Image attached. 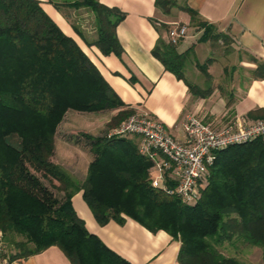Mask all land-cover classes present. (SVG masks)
<instances>
[{
    "label": "trees",
    "instance_id": "1",
    "mask_svg": "<svg viewBox=\"0 0 264 264\" xmlns=\"http://www.w3.org/2000/svg\"><path fill=\"white\" fill-rule=\"evenodd\" d=\"M64 5L89 10L94 40L72 23L88 46L104 56H121L115 30L122 12L97 0ZM64 5L54 4L56 9ZM154 6L163 15L172 9L186 13L191 27L203 30L200 43L228 42L182 1L155 0ZM151 53L166 71L185 80L192 49L179 54L160 38ZM197 66L207 76V63ZM254 76L264 79V62L257 63ZM186 84L197 96L198 89ZM70 110L89 117L112 113L103 136L80 131L91 155L87 159L66 143L64 151L81 164L90 159L80 178L54 160L56 138ZM133 114L40 2L0 0V235L16 250L7 262L55 246L70 264H130L76 215L71 199L81 191L98 225L127 217L151 233L162 230L178 240V264H241L219 251L225 242L259 248L264 264V139L217 152L199 200L187 205L151 185L152 162L139 152V137L109 136ZM166 187L173 189L174 183L167 180Z\"/></svg>",
    "mask_w": 264,
    "mask_h": 264
},
{
    "label": "crops",
    "instance_id": "2",
    "mask_svg": "<svg viewBox=\"0 0 264 264\" xmlns=\"http://www.w3.org/2000/svg\"><path fill=\"white\" fill-rule=\"evenodd\" d=\"M37 1L59 29L77 43L124 104L135 113L147 114L159 121L175 139H184L179 124L185 115H194L214 129H220L237 118H242L247 124L264 120V79L254 76L257 63L264 62V0H179L228 38L229 44L222 59L207 58L203 61V64L207 63V76L199 70L194 57L205 52L203 46L210 43L198 42L202 31H193L189 16L182 11L172 9L169 15H163L156 10L155 0H97L125 15L115 30L123 51L117 57L102 55L75 33L71 16L63 7L56 9L54 6L62 5V1ZM87 15L92 21L90 14ZM172 23L187 26V35L176 45V51L181 54L192 49L183 75L193 64L198 73V86L185 75L184 81L178 80L151 53L158 39L169 41L167 31ZM160 25L167 26V30ZM88 34V41L95 39L93 31ZM186 83L198 89L195 91L197 96L192 94ZM60 142L56 138L54 160L74 178L83 177L90 159L81 164V160L64 151L66 143ZM71 204L87 231L128 263L178 264L180 242L166 232L151 233L127 217L122 223L112 220L100 226L84 202L81 191L72 196ZM0 264L70 262L57 247L52 246L26 259Z\"/></svg>",
    "mask_w": 264,
    "mask_h": 264
},
{
    "label": "built area",
    "instance_id": "3",
    "mask_svg": "<svg viewBox=\"0 0 264 264\" xmlns=\"http://www.w3.org/2000/svg\"><path fill=\"white\" fill-rule=\"evenodd\" d=\"M171 45H178L187 35V26L172 23L167 31ZM183 140L175 139L156 119L147 114L129 116L109 136H137L139 152L152 162L151 185L175 195L191 205L199 200L208 167L215 154L233 146L264 139V120L247 124L242 118L214 129L194 115H185L179 124ZM167 180L174 188L166 187Z\"/></svg>",
    "mask_w": 264,
    "mask_h": 264
},
{
    "label": "rangeland",
    "instance_id": "4",
    "mask_svg": "<svg viewBox=\"0 0 264 264\" xmlns=\"http://www.w3.org/2000/svg\"><path fill=\"white\" fill-rule=\"evenodd\" d=\"M53 1H62L63 5L66 2V0H53ZM64 10L71 16V20L73 23H78L80 25L85 35H89L88 32H92L93 28L89 24L91 20L87 15L89 14V10H87L86 8H82L78 10L79 11L78 12L65 5H64ZM82 20H86V21H82ZM198 30L200 29L194 27L193 31H198ZM209 43L210 44L203 46L205 52H202L198 54V56L194 57V62H197V64L198 63L203 64L204 63L203 61L206 60L207 58H214L216 60L222 59L221 57L225 55L227 51V45L229 43L228 42L225 44H220L219 42H209ZM193 66H194L193 64L189 66L187 68V72H185L184 75L192 84L198 86V73L195 72L196 70ZM64 117L65 120L61 125V128L59 130L60 132L58 133L59 135L58 141H61L60 143L62 144L69 143L72 146L74 145L79 155L87 159L88 156L90 157L91 155L89 154L88 151L87 141L83 137V133L80 131L89 132L93 136H98V137L103 136L107 132L105 128L106 126L105 122L107 123V121H109L111 114H104L101 116L96 114L89 117L87 115L83 116L82 114H77L76 112L70 110L68 111V114H66ZM15 251L16 250H14L13 247H10L7 243L2 241L0 235V263L4 261L7 262L9 256L11 254H14ZM219 251L225 256H231L237 259L238 261L241 262V264H263V261L261 259V250L259 248L247 247L241 243H236L232 246L225 242L221 247H219Z\"/></svg>",
    "mask_w": 264,
    "mask_h": 264
}]
</instances>
